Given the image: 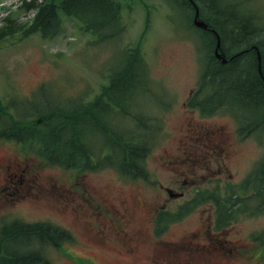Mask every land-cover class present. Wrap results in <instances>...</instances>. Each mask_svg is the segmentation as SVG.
Returning a JSON list of instances; mask_svg holds the SVG:
<instances>
[{
	"label": "rangeland",
	"instance_id": "obj_1",
	"mask_svg": "<svg viewBox=\"0 0 264 264\" xmlns=\"http://www.w3.org/2000/svg\"><path fill=\"white\" fill-rule=\"evenodd\" d=\"M22 1L32 0H0V29L18 30L0 40L2 100L31 99L45 84L34 99L44 108L91 101L107 85L121 51L138 48L150 84L127 99L160 129L144 160V179L114 168L64 170L29 146L0 140V223L48 222L65 229L71 240L46 250L48 264H264V246L252 240L264 232V213L215 231L207 202L154 234L157 210L173 213L197 190L239 183L264 156V132L240 138L228 111L202 117L186 108L200 70L199 35L188 14L162 0H118L125 27L118 39L97 41L63 14L59 34L42 39L24 36L35 12L19 9ZM241 7L264 20V0H242ZM6 15L10 22L3 21ZM208 40L202 36L201 44ZM18 165L23 181L11 184L7 175ZM168 189L181 195L168 196Z\"/></svg>",
	"mask_w": 264,
	"mask_h": 264
},
{
	"label": "trees",
	"instance_id": "obj_2",
	"mask_svg": "<svg viewBox=\"0 0 264 264\" xmlns=\"http://www.w3.org/2000/svg\"><path fill=\"white\" fill-rule=\"evenodd\" d=\"M173 10L185 11L188 23L194 8L187 0H162ZM199 16L220 41L226 62L214 55L215 34L198 31L208 37L204 46L199 37L201 67L196 87L185 106L202 117L228 111L237 123L236 133L245 138L264 132V20L242 9V0H191ZM20 9L34 10L24 31L42 39L57 36L61 14L80 23L83 31L97 41L116 40L124 32L122 6L118 0H37L22 2ZM186 14V18H187ZM185 19V18H184ZM5 21L10 22L7 17ZM183 21V19L181 20ZM18 31L6 25L0 39ZM259 52L260 65L257 63ZM115 58L107 85L91 101L44 108L34 101L45 93L41 88L31 99L0 100V139L28 144L48 165L76 172L114 168L129 179H144V160L160 129L155 119L142 112L140 104L127 99L149 86L147 64L138 48L122 50ZM204 52V54H203ZM260 73H259V72ZM131 121L129 125L128 122ZM127 122V123H126ZM126 123V125H125ZM214 208V229L228 227L241 216L264 213V156L239 185L223 189L197 190L177 214L160 213L155 233L168 222L178 220L202 203ZM65 229L51 223H27L14 220L0 224V264H48L45 251L61 249L70 239ZM252 240L264 246V232Z\"/></svg>",
	"mask_w": 264,
	"mask_h": 264
},
{
	"label": "water",
	"instance_id": "obj_3",
	"mask_svg": "<svg viewBox=\"0 0 264 264\" xmlns=\"http://www.w3.org/2000/svg\"><path fill=\"white\" fill-rule=\"evenodd\" d=\"M193 25L199 29H202V30H206L207 29V26L206 24L204 23V21L199 17V12L198 10L195 8V12H194V16H193ZM217 37V36H216ZM214 55L215 57L221 61V63H225L226 60L224 58V55L220 52V42H219V39L217 37V40H216V46H215V49H214Z\"/></svg>",
	"mask_w": 264,
	"mask_h": 264
},
{
	"label": "flooded vegetation",
	"instance_id": "obj_4",
	"mask_svg": "<svg viewBox=\"0 0 264 264\" xmlns=\"http://www.w3.org/2000/svg\"><path fill=\"white\" fill-rule=\"evenodd\" d=\"M19 172V173H18ZM21 172H23V170H21L19 167L15 170V173L14 174H12V175H7V181L9 180V182L10 183H12L11 182V179L14 177V176H16L17 174L19 175V179H20V173ZM5 181H6V179H5ZM22 179H20L17 183H19V184H21L22 183ZM18 184V185H19ZM14 190L16 191V188H14ZM167 195L168 196H180L181 194L180 193H178V192H173L172 190H170V189H168L167 190ZM171 198V197H170ZM159 213H158V210L155 212V214L153 215V218H152V220H156V217H157V215H158Z\"/></svg>",
	"mask_w": 264,
	"mask_h": 264
},
{
	"label": "bare ground",
	"instance_id": "obj_5",
	"mask_svg": "<svg viewBox=\"0 0 264 264\" xmlns=\"http://www.w3.org/2000/svg\"><path fill=\"white\" fill-rule=\"evenodd\" d=\"M212 34H215V32L212 30ZM253 49H255L256 50V48H255V46L253 47ZM256 52H257V63H258V65H260V56H259V52L256 50ZM259 72V71H258ZM260 73V72H259ZM260 75V77H261V79L262 80H264V77H263V75L262 74H259Z\"/></svg>",
	"mask_w": 264,
	"mask_h": 264
}]
</instances>
